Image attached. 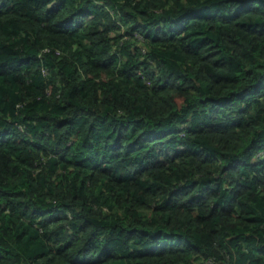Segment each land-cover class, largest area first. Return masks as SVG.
Masks as SVG:
<instances>
[{"label": "trees", "instance_id": "16d2710c", "mask_svg": "<svg viewBox=\"0 0 264 264\" xmlns=\"http://www.w3.org/2000/svg\"><path fill=\"white\" fill-rule=\"evenodd\" d=\"M0 264H264V0H0Z\"/></svg>", "mask_w": 264, "mask_h": 264}]
</instances>
